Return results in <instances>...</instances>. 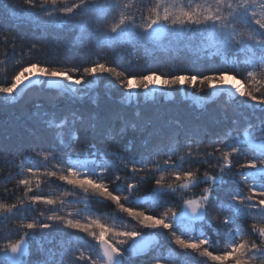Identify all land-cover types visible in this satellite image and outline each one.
<instances>
[{
	"label": "snow or ice",
	"instance_id": "1",
	"mask_svg": "<svg viewBox=\"0 0 264 264\" xmlns=\"http://www.w3.org/2000/svg\"><path fill=\"white\" fill-rule=\"evenodd\" d=\"M14 8L45 41L29 52L61 29L92 58L70 67L32 60L0 82V108L18 104L29 86L52 93L31 112L33 142L0 146V165L16 168L3 177L16 183L0 200V264H185L193 253L200 264H264V0H23ZM0 33L6 58L25 47L3 19ZM137 47L173 61L187 51L191 64L208 66L129 73L101 58L105 48L115 60ZM104 74L116 106H102L93 88ZM173 92L190 93L201 109L227 95L249 114L227 126L176 121L169 132L119 110ZM148 180L153 186L141 194ZM101 205L114 206L111 223L97 214Z\"/></svg>",
	"mask_w": 264,
	"mask_h": 264
},
{
	"label": "trees",
	"instance_id": "2",
	"mask_svg": "<svg viewBox=\"0 0 264 264\" xmlns=\"http://www.w3.org/2000/svg\"><path fill=\"white\" fill-rule=\"evenodd\" d=\"M23 4V0H0V19H3L8 27H15V30L22 36L26 37V40L18 41L19 44H24L25 47L21 49L19 46L14 54H10L5 57L4 53L6 50V45L3 42H0V82H10L11 76L15 74V71L18 70L19 66H26L28 62L32 60L48 61L50 60L54 65L57 63H63L65 66H72L73 64H82L86 60L91 59L90 55H81L80 49L76 44L75 33L69 32L67 30L55 29L51 31L48 35V43L40 51H28V47L31 43L37 42L41 45L45 44V41H36L35 37L39 33H34L32 26L28 22H18L16 16L13 15L15 11L14 6ZM3 33H0L2 36ZM11 43V41H9ZM95 51V50H94ZM102 51V59L106 60L109 63H112L114 66L118 67L120 70L126 72H137L140 65H144L149 69H159L164 72H167L171 64H176L179 66H187L193 68H199L201 64L204 67L208 66V61H197L195 65L191 64L192 60H195L196 57L187 51L181 55L184 57L183 60H169L167 55L164 52L157 51L154 55L149 54V49L137 47L136 49H130L127 53L121 57L113 60L111 49L105 48L100 50ZM6 60V62H4ZM214 66L223 67V63L219 58H216ZM105 79L96 81L95 90L100 94L101 105L111 104L116 106V99L113 97L109 100L108 96L105 95L108 92L110 85L108 84L107 74H104ZM107 83V84H106ZM52 93L38 89L35 90L29 89L25 94L24 98L20 100L18 104H13L9 107L0 108V146L5 147L6 149H15L27 145L36 138L34 133V121L31 118V112L36 103H41L45 107L48 106ZM217 101H225V97H219L215 99L213 103ZM225 103V102H224ZM209 109V107H208ZM128 117H132L136 111H139L146 120L152 121L153 129H163L169 132L176 130L177 125L176 121H179L181 124L194 126L195 124L200 125H212L218 124L227 126L230 124L231 118L236 117L240 118L241 111L244 115L249 113L246 110L236 109L234 110V105L230 104L229 108L224 111H209L201 108H195L189 104L188 101L182 100L178 92H174L173 100L166 101L163 100L162 95H158L155 99L149 101H143L142 96L138 103H131L128 107H122L119 109ZM216 110V109H215ZM243 122V121H241ZM131 136H136L137 134L130 133ZM145 133L143 136H139L136 140V143L139 144L141 140L146 136ZM207 145V140L200 145L201 148ZM77 145L73 148V151L77 150ZM113 147H116L113 145ZM195 148L196 145L194 144ZM31 154V149L28 150ZM19 158L15 161L16 164H19ZM195 167V165H194ZM204 169L201 168V171ZM9 171L13 173L16 172L15 167H10L9 165H0V200L4 199V189L13 188V185L16 183V178L11 180L9 183H3V177L8 174ZM124 173H121L123 176ZM139 175H144V173H138ZM153 186L152 180H148L141 188V194L150 189ZM200 187H203L201 185ZM49 186H45V190H48ZM196 191H199L198 189ZM246 191V189H245ZM55 195L60 194V190L55 191ZM15 198V196L22 195V189L19 192L9 193ZM10 202V201H9ZM177 206L178 204H173ZM147 206H145L146 208ZM162 209H157V212ZM97 211V209H94ZM114 211V206L105 207L103 205L99 206L97 214L101 215V218L106 222L111 223L109 214ZM211 218L215 223H218V218L216 213L213 212ZM17 221L8 223V227L13 226ZM7 223V222H6ZM5 229L0 228V235L4 233ZM205 231H208L205 229ZM84 237V234H80ZM17 238L12 236V239ZM86 240L90 241L91 238L85 237ZM163 240L164 238H159ZM170 239V237H169ZM215 239V237H213ZM4 243L3 239H0V244ZM48 247L49 245H45ZM224 246V240L216 246L218 250L222 249ZM175 247V246H173ZM35 249V244L33 245ZM35 258V257H33ZM185 264H200L202 258L198 257L195 253L190 256H183ZM139 264V262H136Z\"/></svg>",
	"mask_w": 264,
	"mask_h": 264
},
{
	"label": "rangeland",
	"instance_id": "3",
	"mask_svg": "<svg viewBox=\"0 0 264 264\" xmlns=\"http://www.w3.org/2000/svg\"><path fill=\"white\" fill-rule=\"evenodd\" d=\"M107 84V83H106ZM95 85H96V83H94L93 84V88L95 89ZM108 85V84H107ZM35 89V90H38V89H40V86H29V88L28 89H24L23 90V92H22V94H23V97H24V94L29 90V89ZM180 95V94H179ZM163 96V95H162ZM173 96H174V92H173ZM173 96L172 97H170V98H166L165 96H163V100H166V101H171V100H173ZM225 97V101H217V103H213V102H209V103H204L203 101H201V102H199V103H201V105H202V109H204V110H211V111H224L225 109H227V108H229V106H230V104H233L232 103V101L230 100V98L227 96V95H225L224 96ZM180 98L182 99V100H185V101H188L189 102V104L190 105H192L193 107H195V108H197L196 107V101H194L193 100V98H192V96H191V94L190 93H185V96H181L180 95ZM219 98V97H218ZM218 98H215V99H218ZM142 99H143V101H149V100H152V99H149V98H146V97H144V96H142ZM214 99V100H215ZM225 102V103H224ZM208 107H209V109H208ZM216 109V110H215Z\"/></svg>",
	"mask_w": 264,
	"mask_h": 264
}]
</instances>
